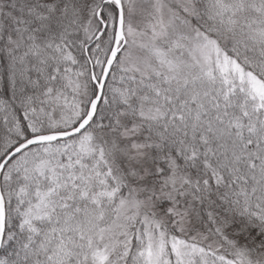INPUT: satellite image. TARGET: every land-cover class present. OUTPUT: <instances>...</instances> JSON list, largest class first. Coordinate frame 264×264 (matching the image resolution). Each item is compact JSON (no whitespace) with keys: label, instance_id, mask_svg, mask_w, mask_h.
<instances>
[{"label":"snow or ice","instance_id":"obj_1","mask_svg":"<svg viewBox=\"0 0 264 264\" xmlns=\"http://www.w3.org/2000/svg\"><path fill=\"white\" fill-rule=\"evenodd\" d=\"M0 264H264V0H0Z\"/></svg>","mask_w":264,"mask_h":264}]
</instances>
